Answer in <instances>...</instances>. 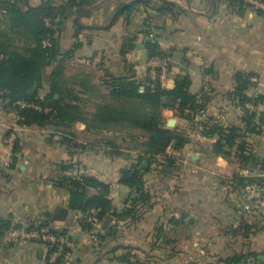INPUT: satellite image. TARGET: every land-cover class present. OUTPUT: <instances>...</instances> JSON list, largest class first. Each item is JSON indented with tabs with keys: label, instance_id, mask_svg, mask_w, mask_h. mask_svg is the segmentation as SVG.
Masks as SVG:
<instances>
[{
	"label": "crops",
	"instance_id": "obj_1",
	"mask_svg": "<svg viewBox=\"0 0 264 264\" xmlns=\"http://www.w3.org/2000/svg\"><path fill=\"white\" fill-rule=\"evenodd\" d=\"M93 1L92 6H96L98 2ZM167 1L178 10L160 11L161 2L154 0L149 7L138 6L122 15L109 29H86L77 34L74 21L69 20L59 36L62 54L80 44L65 71V75L74 73L66 84L79 95L86 92L80 86L85 76L88 85L103 96L110 94L114 79L134 81L140 92L149 85L170 87L177 79H190V92L205 100V112L193 118L181 116L178 110L162 112L166 127L188 139L183 148L167 150L176 167L169 168L164 162V166L153 165L146 176L150 206L142 203L134 207L132 191L120 180L137 164L139 153L116 139L122 136L126 142L134 134L141 135L139 131H89L85 124L77 123L66 131L71 140L66 143L62 130L19 125L18 115L7 112L0 101V264H47L49 250L42 246L6 245L2 240V232L12 221L31 228L46 219L75 244L60 264H125L116 259L127 254L119 248H133L136 254L144 248H159L158 254H148L147 259L153 257L162 264H223L235 256L244 257L241 264H264V171L243 165L234 154L230 160L216 155L214 146L219 137L208 136L204 126L244 127L245 110L231 95L239 73L256 76L247 96L264 97V14L254 7H231L230 0H218L216 8L213 0ZM28 3L35 8L43 0ZM119 5L113 3L100 14L93 13L91 21L96 24L91 26H107ZM106 20L109 23L103 25ZM151 34L154 39L150 41L159 45L169 61L163 83L161 69L145 45ZM15 44L24 45L18 40ZM100 54L103 60L98 67L85 64ZM51 73L47 70L45 74L46 90L50 89ZM86 94L83 98L98 101L91 93ZM92 103L88 105L91 113ZM12 135H16L18 147L12 158V162L17 158L14 169L3 164L8 152L5 140ZM106 140H114L122 155H114ZM246 142L251 151L264 156V132L246 135ZM175 150L179 158L172 156ZM67 172L79 176L76 180L90 177L110 185V199L118 213L133 208L134 214L123 220L114 218L107 227L97 221L90 231L85 230L84 215L68 206L70 189L58 185ZM237 175L259 178L263 185L241 189L232 181ZM62 210L65 215L55 220ZM144 258V254L139 256L141 262Z\"/></svg>",
	"mask_w": 264,
	"mask_h": 264
},
{
	"label": "trees",
	"instance_id": "obj_2",
	"mask_svg": "<svg viewBox=\"0 0 264 264\" xmlns=\"http://www.w3.org/2000/svg\"><path fill=\"white\" fill-rule=\"evenodd\" d=\"M43 0L39 7L29 6L28 0H1L0 1V101L5 103L7 112H15L19 119V125L39 127H53L62 130L65 135V142L70 143L66 131L77 123L86 125L89 131L104 129L115 130H137L141 133L131 137L134 149L140 150L137 164L132 170L123 173L120 184L132 191L134 198L132 206L144 204L150 206V200L146 194V176L153 165L175 168L174 161L167 157L169 148L181 149L187 143L184 134L172 131L166 127L163 119V110H178L180 115L186 118H193L196 114H203L206 110L205 100L190 92L191 81L188 77L183 80L177 79L172 86L162 87L157 85L154 88L149 85L144 92H140V86L134 81L111 80L109 95H101L97 88L88 85V77L81 79L80 86L88 93L94 95L98 100L92 103L90 99L83 98L86 92H75L65 87L64 82L66 63L72 58L80 44H75L66 54L61 52L60 33L66 22L73 20L77 10L79 12V23H75L77 34L85 31V25L80 19L88 16L93 0ZM154 0L134 1L133 5L123 9L125 4H120V14L117 19L126 13H132L138 6L149 7ZM161 2L160 11L174 12L178 7L167 0ZM214 1V7L218 0ZM264 3V0H260ZM231 7L245 10L250 7L241 0H230ZM264 14L262 10L257 11ZM49 23V24H48ZM114 25V24H113ZM90 30V29H89ZM24 45H16V41ZM49 42V46L45 45ZM150 57L160 60H168L157 43L147 41L145 43ZM47 70H51L50 89L44 87V78ZM256 76L253 74L239 73L236 76V88L231 94L238 100L239 105L245 110L243 118L244 127L230 126L225 128L222 125L209 123L204 124L208 136H218L219 140L214 146L216 155L230 160L234 154L245 166L252 169L260 168L264 171V156L254 153L248 147L246 135H262L264 132V114L250 112L246 105L264 103L263 96L249 97L246 92L255 85ZM65 87V88H64ZM42 92H46L42 97ZM82 96V97H81ZM19 102L33 104L40 107V110L30 109L17 105ZM89 103L94 104V111L88 110ZM60 132V131H59ZM130 138V137H129ZM106 146L110 147L114 155L121 156V148L114 140H106ZM18 151L17 143L14 153ZM132 151V150H131ZM161 158L164 161L159 162ZM149 167L142 168L143 163ZM17 165L15 158L9 168L14 169ZM68 171V168H63ZM165 174L166 172L162 170ZM233 183L241 189L249 186L262 187L263 180L256 177H244L237 175ZM61 187L70 189L71 196L69 208L87 217L88 212L95 210L96 222H103L106 227L112 219L123 220L134 214L129 209L119 214L110 199L111 186L98 181L95 178L83 177L76 180L63 176L58 183ZM93 191L94 194L90 192ZM9 225L6 227L8 228ZM85 230L90 231L92 224L82 223ZM44 227L52 228L49 220L46 219L39 226H32L31 229ZM6 228V229H7ZM110 229L109 233H112ZM62 234H67L62 231ZM3 236V232H2ZM127 252L116 259L125 264H144L139 260L134 261L131 257L133 248H119ZM52 252V250L50 251ZM114 253V252H112ZM62 258L56 263L60 264ZM243 256H235L223 262V264H241Z\"/></svg>",
	"mask_w": 264,
	"mask_h": 264
},
{
	"label": "built area",
	"instance_id": "obj_3",
	"mask_svg": "<svg viewBox=\"0 0 264 264\" xmlns=\"http://www.w3.org/2000/svg\"><path fill=\"white\" fill-rule=\"evenodd\" d=\"M246 4H248L250 7H254L256 9L264 10V3L260 0H242ZM49 24V23H48ZM154 35L151 34L148 38V41L153 40ZM45 45L49 46V42H46ZM103 60V55L100 54L92 59H88L85 61V64L89 67H98ZM155 64H158V66L161 69V77L160 80L163 83L166 79V76L169 72V61L168 60H160L155 59ZM17 105L21 107L26 108H32L36 110H40V107L33 105V104H27L25 102H19ZM246 108L250 112H256L259 114H264V103L259 104H248L246 105ZM19 118V117H18ZM13 128H17V125L14 124ZM15 142H16V135L10 136L7 140H5V144L7 147V156L4 160V166L9 167L12 158L14 156V149H15ZM172 156H177L179 158L178 152L175 150L173 151ZM178 161V160H177ZM66 176L69 178L77 179V175L73 172H67ZM96 212L95 210H91L88 212L87 217H84V222L86 224H94L96 223L95 219ZM3 243L6 245L10 244H16V243H34L42 246L45 250L48 251V260L47 264H56L60 258H64L65 255H67L69 252L73 251L75 249V244L71 241L68 234H62L58 231L49 228L44 227L40 229H31L29 227L20 226V224L16 221L10 222V225L5 231L3 232L2 236ZM52 250V252H50Z\"/></svg>",
	"mask_w": 264,
	"mask_h": 264
},
{
	"label": "rangeland",
	"instance_id": "obj_4",
	"mask_svg": "<svg viewBox=\"0 0 264 264\" xmlns=\"http://www.w3.org/2000/svg\"><path fill=\"white\" fill-rule=\"evenodd\" d=\"M97 2H98V4L96 5V6H91L90 8H88V13H89V15L88 16H85V17H83L82 19H80V22H81V24H85V25H89V26H91V25H95L96 23L95 22H92L91 21V17H92V14L93 13H95L96 11H98V12H96V13H98V14H100L99 12H101V11H105V10H107L108 9V7L111 5V4H113V3H115V4H123L122 2H124V1H126V0H111V2H110V0H96ZM108 20H106V21H104V23H103V25H107L108 23H109V21L107 22ZM74 73H72V75H73ZM72 75H65V79H64V82H68L69 80H71V78H72ZM67 86V84L65 85V87ZM64 87V88H65ZM67 88V87H66ZM134 134V133H133ZM132 136H139V135H136V134H134V135H132ZM129 137V136H128ZM128 137H127V139H128ZM138 139H139V137H137ZM117 142L119 143V144H121V145H125V146H130V147H133L132 149L134 150V151H136L137 153H139L140 152V150H138V149H134V144L131 142V140H128V141H126V142H124L123 140L124 139H122V136H120V137H118L117 139ZM164 161V160H163ZM165 165H166V163H164ZM154 167H155V165H154ZM161 189V188H160ZM158 189H155V192L157 191ZM154 251H153V250ZM135 251V250H134ZM153 251V252H152ZM155 251H156V253L158 254L159 252H160V249L159 248H144V250H143V252H141L140 250H138L137 252H138V254H136L135 252H132V255H131V257H133L134 259V261H137V260H139L140 261V259H139V256H141L142 254H144L145 255V258H144V260L142 261L144 264H162V263H159L158 261H156L155 259H153V257H151L152 258V260H148L147 259V257H148V254H150V256H153V255H151V254H155ZM137 256V257H136ZM141 262V261H140Z\"/></svg>",
	"mask_w": 264,
	"mask_h": 264
},
{
	"label": "water",
	"instance_id": "obj_5",
	"mask_svg": "<svg viewBox=\"0 0 264 264\" xmlns=\"http://www.w3.org/2000/svg\"><path fill=\"white\" fill-rule=\"evenodd\" d=\"M137 1H139V0H137ZM133 3L134 2H131V3H129V4H127L126 6H124L123 7V9H125L126 7H128V6H131V5H133ZM120 11L121 10H119L116 14H115V16L113 17V19L111 20V22L107 25V26H105V27H85V28H87V29H90V30H101V29H109L110 27H112L113 26V24L115 23V21H116V19H117V17H118V15L120 14ZM75 23L76 24H78L79 26H81L80 25V23H79V12H78V10H77V14H76V17H75ZM173 122L171 123V125H170V127L172 128L173 127ZM148 167V163H143V165H142V168H147ZM168 170H170V169H168ZM65 213L66 212H63V210L62 211H60L59 213H58V215H57V217H55V220H57V219H61V216L63 215H65ZM261 259H264V256H261Z\"/></svg>",
	"mask_w": 264,
	"mask_h": 264
}]
</instances>
